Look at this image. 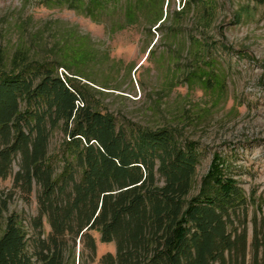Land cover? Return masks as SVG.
Instances as JSON below:
<instances>
[{
    "label": "trees",
    "instance_id": "1",
    "mask_svg": "<svg viewBox=\"0 0 264 264\" xmlns=\"http://www.w3.org/2000/svg\"><path fill=\"white\" fill-rule=\"evenodd\" d=\"M117 1L49 0V6L66 4L95 22ZM161 4L158 9L154 0L131 1L123 6V17L132 25L140 8L151 17L149 24L159 26ZM94 53L83 38L64 41L56 62L0 75V179L18 156L13 185L26 195L34 186L37 206L29 228L15 213L4 218L0 264H91L93 234L99 243L113 245L97 264H245L247 247L251 264H259L264 236L254 226L247 243V202L232 179L215 176L211 194L187 199L197 160L191 143L177 145L163 128L116 125L87 105L75 77L93 83L83 68L96 60ZM57 68L72 76L58 75ZM193 80L201 90L220 87L200 64L188 76L189 84ZM56 130L64 137L60 170L48 155Z\"/></svg>",
    "mask_w": 264,
    "mask_h": 264
},
{
    "label": "rangeland",
    "instance_id": "2",
    "mask_svg": "<svg viewBox=\"0 0 264 264\" xmlns=\"http://www.w3.org/2000/svg\"><path fill=\"white\" fill-rule=\"evenodd\" d=\"M131 1L118 0L94 22L66 4L51 7L49 0H0V75L54 63L61 43L83 38L96 58L83 68L93 83L75 77L87 105L110 115L116 125L163 128L177 145L191 143L197 160L187 199L211 194L215 176L230 178L247 202V243L254 226L264 236V4L162 0L164 21L158 26L149 24L151 17L140 8L135 23L127 24L122 9ZM154 1L158 7L160 0ZM168 33L176 37L169 39ZM199 64L219 79L217 92L187 81ZM56 73L72 76L61 68ZM63 140L56 130L48 143L57 170ZM18 162V156L12 158L8 176L0 179V226L15 213L29 228L28 220L36 215V188L26 195L13 185ZM43 229L48 230L45 224ZM93 237L91 264H97L113 245ZM252 256L247 247L245 264ZM256 256L264 264V246Z\"/></svg>",
    "mask_w": 264,
    "mask_h": 264
}]
</instances>
